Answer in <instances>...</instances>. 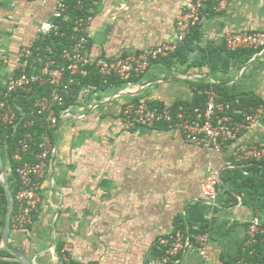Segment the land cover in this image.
<instances>
[{
  "label": "crops",
  "instance_id": "crops-1",
  "mask_svg": "<svg viewBox=\"0 0 264 264\" xmlns=\"http://www.w3.org/2000/svg\"><path fill=\"white\" fill-rule=\"evenodd\" d=\"M57 0H0V94L11 66L37 41ZM193 0H95L88 47L94 59H112L177 42V21ZM211 2L200 24L202 41L184 64L154 62L142 77L107 91H72L54 130V152L41 184L34 223L16 232L19 252L36 264H61L57 248L75 264H196V254L165 260L157 243L179 226H204L210 234L209 260L244 245L253 211L238 197L245 164L235 145L207 150L187 142L164 124L128 129L124 107L149 102L163 107L191 105L201 86L225 97L252 96L264 102V49L241 65L224 47L230 33L264 32V0ZM136 104V103H133ZM264 117L244 142L258 143ZM241 172V175L237 173ZM208 177L219 181L214 203L203 198Z\"/></svg>",
  "mask_w": 264,
  "mask_h": 264
},
{
  "label": "built area",
  "instance_id": "built-area-1",
  "mask_svg": "<svg viewBox=\"0 0 264 264\" xmlns=\"http://www.w3.org/2000/svg\"><path fill=\"white\" fill-rule=\"evenodd\" d=\"M229 1L193 0L177 21L176 43L112 59H94L90 54L87 35L91 30L93 16L83 14L84 1H56L51 19L43 22L38 29L37 41L22 48L16 56L11 66V75L0 94V126L5 129L13 128L15 132L22 123L28 128L40 123L46 129L38 139L28 133L16 144L12 153V158L17 163L15 175L20 183L15 198L16 212L13 211L11 219L12 232H25L34 223L41 201L39 180L45 174L54 152L49 131L58 127L60 115L73 87L80 86L81 81L88 78L90 69H95L103 80L117 78L130 82L142 77L154 62L169 58L177 51L178 46L191 34L192 28L201 24L203 11L211 2L216 3V10L222 11ZM69 20L71 27L64 31V24ZM52 36L69 37V44L58 56L51 46H35L37 42H43ZM224 46L230 52L242 49L261 51L264 49V32L230 33L224 39ZM7 65H10L8 59L0 57V68ZM36 86L47 87L50 93L37 98L27 116L14 103L19 96L33 93ZM93 91H96V87L91 85L83 88L85 93ZM199 93L205 97L206 102L204 107L195 109L179 108L173 111L168 106L151 107L146 101L128 104L123 110L125 125L128 129H138L166 124L169 128L182 132L187 142L200 148L222 150L230 144L235 145L234 157L239 163L264 161V135L258 143L244 142L241 138L243 132L254 129L264 117V106L245 112L239 109V97L224 101L213 87ZM235 116H240V120L237 121ZM8 169L11 175L9 163ZM218 186L219 181L215 177H208L201 188L203 198L214 203ZM1 198L0 192V202ZM261 232L263 233L260 218L253 217L247 228V244H252ZM209 245V232L188 236L180 229L158 240V247L164 252L165 260L179 261L186 254L193 253L199 259L196 264H205L209 260ZM63 255L65 261H73L67 250H63ZM5 261L13 262V259Z\"/></svg>",
  "mask_w": 264,
  "mask_h": 264
},
{
  "label": "trees",
  "instance_id": "trees-1",
  "mask_svg": "<svg viewBox=\"0 0 264 264\" xmlns=\"http://www.w3.org/2000/svg\"><path fill=\"white\" fill-rule=\"evenodd\" d=\"M83 1L85 3L83 14L84 15L92 14L91 11L93 9V1L95 0H83ZM70 25H71V21L69 20L64 24V31H68L71 27ZM201 39H202L201 28L200 25H198L192 28L191 34L182 44L178 46V49L174 54H172L169 58L159 60V62L165 63L168 66H172L175 63L184 64L187 61L186 53L188 51L197 49L202 41ZM68 44H69V37L52 36L47 38L43 42H37L35 46L39 48L51 46L54 50L55 55L58 56ZM225 50L231 57L238 60L241 65L246 64L254 57V55L257 52H259L254 50H245V49L238 50L235 52H230L226 48ZM89 71L90 73L88 78L82 80L80 86L75 85L72 91L74 90L76 92H79L83 90V88L87 85L96 87L98 91H107L112 86L118 87L125 84L124 81L117 78H109L107 80H103L95 69H90ZM206 88L209 87L208 86L199 87L198 91L195 93V100L193 104L191 105L182 104V103L175 104L172 106V110L177 111L179 108L195 109V108L204 107L206 102L205 97L203 95H200L199 92L203 91ZM214 89L216 90V88ZM49 93H50L49 88L47 87L39 88L38 86H36L33 93L29 95L23 94L19 96L16 99L14 106L16 105V108L17 107L21 108L27 114V116H29L31 109H33L35 100L43 96H48ZM235 98L237 97L222 96V100L224 101L234 100ZM240 98H241V106L239 107V109L245 112H248L251 108L257 109L260 106H264L263 101L258 100L257 98H254L252 96L245 98L240 97ZM68 100L69 98L66 99V104L64 108L67 106ZM133 103H140V102L136 101ZM149 105L151 107H156V108L163 107L162 105L155 103H149ZM240 118H241L240 116H235V119L237 121H239ZM160 125L162 124H158L155 127H158ZM164 125L167 126L166 124ZM45 130L46 129L40 123H36L31 128L24 127L22 123L15 132L13 128L5 129L4 126H0V150L2 153L4 166L6 169L7 168L6 162H8L12 169L11 171L12 174L10 175V172L8 173V175L5 174V178L8 188L14 197V200L16 198L17 192L20 189V183L15 175V169L17 167V163L12 158L13 150L16 144L21 139H23L28 133H31L35 137V139H38L39 135L45 132ZM49 134L53 139L54 131H49ZM243 172H247L248 176L243 177V179L241 180L236 195L242 199V202L245 206H247L253 211L254 217L260 218L261 230L263 231V233L262 232L259 233L252 244H247L248 241V236H247L244 245H242L235 254L225 255L223 258V262L224 264H264V161L258 163L255 162L246 163L245 167L243 168ZM237 173L241 175V172L237 171ZM0 192L2 194V198L0 202V245H1L6 217L8 213V202L5 195V191L1 186V184H0ZM15 212H16V202H14V213ZM30 228L31 227H29L28 229ZM179 229L186 232L188 236L207 232V229L204 226H199V227H193L191 225L179 226L177 230ZM62 248H63L62 246H59L57 248V253L60 257L61 264H75L74 262H67L64 260ZM158 249L161 251L162 255L164 256V252L161 250V248L158 247ZM8 259L11 260L14 259V257L9 252L3 249L0 250V264H19L15 262L5 261Z\"/></svg>",
  "mask_w": 264,
  "mask_h": 264
},
{
  "label": "water",
  "instance_id": "water-1",
  "mask_svg": "<svg viewBox=\"0 0 264 264\" xmlns=\"http://www.w3.org/2000/svg\"><path fill=\"white\" fill-rule=\"evenodd\" d=\"M4 173H5V166H4L2 153L0 150V184L5 191V195H6L7 202H8V213H7L5 228H4L3 236H2L1 248L5 251L9 252L14 257L13 262H15V263L36 264L33 260H30V259L24 257L19 252L13 250L9 246L10 234L12 233L11 219H12V215H13V211H14L15 200H14V197H13L11 191L8 188Z\"/></svg>",
  "mask_w": 264,
  "mask_h": 264
},
{
  "label": "rangeland",
  "instance_id": "rangeland-1",
  "mask_svg": "<svg viewBox=\"0 0 264 264\" xmlns=\"http://www.w3.org/2000/svg\"><path fill=\"white\" fill-rule=\"evenodd\" d=\"M6 167L7 168L5 169L4 176H5V174L8 175V173H9L7 162H6ZM19 242L20 241L18 240V236L16 235V233L12 232L10 234L9 246L12 247L13 249L20 250V243Z\"/></svg>",
  "mask_w": 264,
  "mask_h": 264
}]
</instances>
